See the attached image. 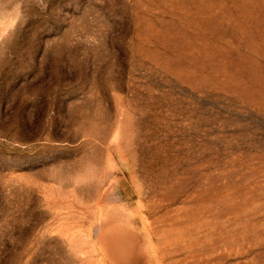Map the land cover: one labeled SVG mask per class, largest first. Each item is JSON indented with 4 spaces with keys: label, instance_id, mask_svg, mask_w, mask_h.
<instances>
[{
    "label": "rangeland",
    "instance_id": "rangeland-1",
    "mask_svg": "<svg viewBox=\"0 0 264 264\" xmlns=\"http://www.w3.org/2000/svg\"><path fill=\"white\" fill-rule=\"evenodd\" d=\"M0 264H264V0H0Z\"/></svg>",
    "mask_w": 264,
    "mask_h": 264
}]
</instances>
